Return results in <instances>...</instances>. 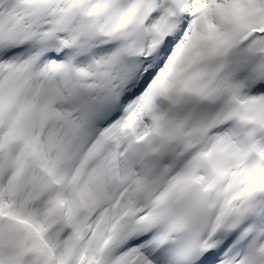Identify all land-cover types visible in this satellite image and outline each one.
I'll use <instances>...</instances> for the list:
<instances>
[{
	"label": "snow or ice",
	"instance_id": "1",
	"mask_svg": "<svg viewBox=\"0 0 264 264\" xmlns=\"http://www.w3.org/2000/svg\"><path fill=\"white\" fill-rule=\"evenodd\" d=\"M0 264H264V0H0Z\"/></svg>",
	"mask_w": 264,
	"mask_h": 264
}]
</instances>
